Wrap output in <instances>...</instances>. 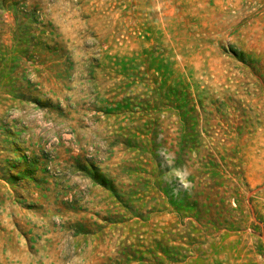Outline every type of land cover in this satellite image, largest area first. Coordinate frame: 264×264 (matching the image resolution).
I'll use <instances>...</instances> for the list:
<instances>
[{
  "label": "rangeland",
  "instance_id": "rangeland-1",
  "mask_svg": "<svg viewBox=\"0 0 264 264\" xmlns=\"http://www.w3.org/2000/svg\"><path fill=\"white\" fill-rule=\"evenodd\" d=\"M0 264H264V0H0Z\"/></svg>",
  "mask_w": 264,
  "mask_h": 264
}]
</instances>
